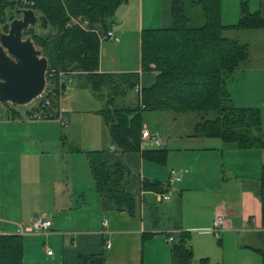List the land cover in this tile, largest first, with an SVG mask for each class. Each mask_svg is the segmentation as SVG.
Segmentation results:
<instances>
[{
  "label": "crops",
  "instance_id": "crops-1",
  "mask_svg": "<svg viewBox=\"0 0 264 264\" xmlns=\"http://www.w3.org/2000/svg\"><path fill=\"white\" fill-rule=\"evenodd\" d=\"M183 3L190 25L203 26L205 16L202 6L193 4L191 0H183ZM254 4L256 6L252 8H256L264 16V0H255ZM170 24V0H135L132 5L128 4L127 0L117 8L109 28L120 36L119 41H110L118 45L117 54L127 52L130 50L128 47L134 46L135 42L140 49V32L143 28H167ZM225 31L232 33L233 30ZM244 32L246 33L245 42L249 47V59L246 65L235 70L226 79V87L235 106L258 108L261 133L264 138V30ZM111 58L118 64L108 62L105 52L102 51L99 71L109 73L129 71L126 63L119 64L122 58L118 55H112ZM124 59L126 61V57ZM153 80L154 73L141 75L140 89L151 85ZM23 123H26L23 117L19 116L17 119L14 110L0 109V233L22 235L24 234L20 229L22 225L29 224L36 217L49 219L51 225L45 236L47 240L54 238L57 243L55 252L48 249L50 247L45 249L44 264H76L78 253H94L101 250L105 252V264H182L170 251L168 233L173 236L179 230L189 229L193 237L196 233H200L199 229L211 228L216 215H222L225 218L220 237L214 238V240L217 239L214 243L220 255L217 264H264L262 255L264 227L261 220V204L256 192L261 166L264 164V147L235 149L237 154L229 156L231 167L227 170L222 169L220 176L221 181H225L227 173L234 174L236 180L230 190L227 189L226 183L217 186L206 184L213 182V179L209 180L207 176L213 177L216 174V168L209 164L200 166L203 178L206 180L205 184L193 183L185 179L176 181H181L180 192L195 191L198 200L210 202L209 215L187 214L183 208L184 203H180L179 208L176 205L173 209L172 205L168 209L170 213L174 212L178 215V220L171 222L170 218L161 213L152 202V197H155L154 192L141 190V181L146 175L144 170L148 164H145L140 151L121 152L109 139V150H104V156L108 161H122L128 168L129 174L125 188L136 196L139 211L140 213L143 211V216L131 218L125 210L109 209L104 206L99 197V206L93 212L84 205L85 194L75 188V185L72 190L58 186L57 156L53 160L49 150L43 148L42 141L28 138L26 130L36 128L39 123H28V126ZM191 132L190 129L179 138L193 140L211 138L193 136ZM30 143L31 146H28ZM159 146L168 151L172 150L169 147L171 146L169 140L163 143L161 141ZM224 147L226 149V146ZM215 149L216 147H204L201 150L214 151ZM145 165H147L146 168ZM171 166L182 168L184 175L191 173L189 165L182 161H173ZM45 168L46 173L43 171ZM211 168L214 169V173H210ZM146 176L157 178V174ZM44 177L46 186L42 187ZM167 192L171 193L170 190ZM169 201L170 199L158 202ZM152 207L159 216L158 221L149 211ZM92 216L97 218V223ZM104 220L106 224H103ZM200 225L205 227H198ZM207 230H205L206 235H209L210 232ZM146 232L153 234L144 239L142 235ZM106 243L109 244V248H105ZM195 246L197 251L194 252L193 259L185 264H211L209 259L197 260L202 258L201 256L209 258L210 255L199 257L201 245L195 242ZM47 250L51 253L48 254ZM23 260L24 264L32 262L42 264L38 257L26 251L25 248Z\"/></svg>",
  "mask_w": 264,
  "mask_h": 264
},
{
  "label": "trees",
  "instance_id": "trees-1",
  "mask_svg": "<svg viewBox=\"0 0 264 264\" xmlns=\"http://www.w3.org/2000/svg\"><path fill=\"white\" fill-rule=\"evenodd\" d=\"M18 1L0 0V29L6 30L5 21L20 11L13 10ZM126 1L28 0L27 7L39 13L49 28L47 34L28 30L26 35L35 45L43 47L51 37L57 36V64L56 68L51 67L57 73L69 74L79 86L87 87L105 101L97 113L115 148L121 152L140 151L144 159L166 162V149L140 147L142 113L146 110L195 113L193 136L218 138L232 143L235 149L264 147L258 108L235 106L226 87V79L246 65L248 44L223 35L226 29L264 30V16L259 11H250L247 2L241 1L238 21L226 25L221 18V0H191L202 6L205 16L203 26L192 27L183 0H170V26L143 28L140 32V71L101 72L99 34L110 28L117 8ZM150 72L154 73V80L140 89V95L136 94L135 105H115L117 98L139 86L141 75ZM55 78L58 79L57 74ZM56 115L55 112L53 118ZM86 155L94 189L104 206L115 211L125 210L131 218L138 217L136 196L125 188L129 174L125 164L119 160L108 161L104 150H90ZM141 190L164 193L169 191V185L144 178ZM256 192L264 227V164ZM149 211L158 221L155 208ZM152 234L146 232L142 237ZM188 235L189 231L179 230L169 243L172 255L182 264L193 259ZM262 255L264 260V252ZM0 264H24L22 235L0 233ZM76 264H105V252L78 253Z\"/></svg>",
  "mask_w": 264,
  "mask_h": 264
},
{
  "label": "rangeland",
  "instance_id": "rangeland-1",
  "mask_svg": "<svg viewBox=\"0 0 264 264\" xmlns=\"http://www.w3.org/2000/svg\"><path fill=\"white\" fill-rule=\"evenodd\" d=\"M21 1L23 0H19L16 3V6L13 7V10L18 7V3ZM241 1L247 2L250 11H257L256 8H252L256 6V4H254L255 0H221V18L224 24H234L238 21V13L240 11ZM134 2L135 0H128V4L132 5L134 4ZM144 10L146 12L145 3ZM35 14L39 16V13L36 12ZM21 16V13H15V17ZM11 20H7V29L4 31L8 30L9 23ZM39 26L40 21L37 22V27L33 29L36 33L47 34L49 32L47 24L46 26ZM55 31L56 30L54 29V32ZM231 32L232 33L224 31L223 35L226 37H235L241 42L246 41V38L244 37L246 33L244 31L233 30ZM99 35V59L102 56V51H104L107 61L110 63H115V65H117L118 63L113 61L111 56L118 55L120 58H122V61H119V64L122 63L121 65H124L126 63V67L127 69H129L128 72L140 71V49L139 45L137 48L136 42L134 46L128 47L130 48V50H128L127 52L117 54L116 47L118 45L112 43L106 37L103 38V36L105 35L104 33H100ZM56 40L58 43L57 36L51 37L43 47H40V45L38 44H34L35 48L40 49L41 54L47 58L48 68H51L52 65L56 68V52L58 48L57 44L55 45ZM124 57H126V61ZM58 76L61 77L62 86L64 87L61 88L63 89L64 93L62 94L60 99L58 97L60 92L51 97L50 101H52V103L50 104V108L53 109L55 112H57L58 110L61 111L63 117H65L66 125H64L61 118L59 117H55L52 119H32L31 114H33L38 107V99L32 100L30 103L25 105H16L10 102L4 104L0 103V109H3L4 111L6 109L14 110L17 119L19 116L23 117L24 121L26 122L23 123L24 125L28 126V123L32 122L39 123V126H37L36 128L33 127L26 130L28 138L38 139V141H42L43 148L49 150L53 160H55V156H57L58 186L62 189L64 187H67L68 189L72 190L73 186L75 185V188L79 189V191H83L85 194L84 205L89 207L90 210L94 212V209L99 206V196L94 189L92 174L89 168L86 153L90 150H109L108 140L110 138L108 129L103 123L100 115H98L97 113V110L105 106V101L102 98L100 99L94 96L91 90L87 87L79 86L69 74H59ZM50 84L51 82L48 81L45 76V87H49ZM49 91L50 90H47V92ZM136 102V93L133 90H128L127 94L124 97H119L116 99L115 105H120L123 103L125 105H135ZM196 117L197 115L195 113L184 114L174 113L171 111L146 110L142 113V126L148 127L151 133L155 134L157 138L162 141V143L165 140H169L171 142V146L169 147H171L172 150L170 148L169 151L166 149L167 155L165 160L166 162L164 164L143 158L145 164H148V166L145 165V168L146 166L147 168L144 170V173L150 176L157 174V178H151L146 175L143 177L150 180L157 179L163 181L164 184L169 185V190L171 191L170 201L158 202L156 201L155 197H152V202L157 206L158 210L161 213L170 218L171 222L177 221L178 215L174 212L170 213L168 209L172 205L173 209H175L176 205L177 208H179L180 203H184L183 208L187 214L204 213L209 215V201L206 200L203 202L198 200L195 191H191L189 193L180 192L182 189L180 187L181 181L184 179L185 181L190 180L191 182L198 184L206 183L205 178H203L204 175L200 169L201 165L209 164L213 165V168H216V174L213 175V177L210 175L207 176L209 180L213 179V182L211 184L210 182L206 183L207 185L217 186L224 185L223 183H226L227 189L230 190L231 185L236 180L234 179V174L227 173L228 175L225 181H221L220 176V172L222 171V169L227 170L229 167H231V160L229 156L231 154H237L235 153L236 151L235 148L232 146V143L224 144L223 141H220V139L215 138H202L201 140H193L185 137L179 138V136L185 135L188 131H190L192 124L196 120ZM34 134L36 136L32 137L31 135ZM63 140L64 144H62ZM140 140L141 149H159L156 147H160L153 142L152 138L148 139L147 141L141 139L140 137ZM28 146H31V143L28 144ZM224 146H226V149ZM68 147H74L73 149L78 148L80 149V151H69ZM204 147H216V149L214 151L201 150ZM221 149L225 150L223 151ZM66 151H68L69 153H67ZM173 161H182L185 164L189 165V171H191V173L184 175L182 168H179L178 166H171ZM213 168H211L210 173H214ZM171 170H176L177 174L180 176V182L170 180ZM43 171L44 173H46V168ZM45 186L46 181L44 177L42 187ZM139 210L140 208L138 205L136 215L141 218L143 216V211H141L140 213ZM92 218H94L97 223V218H95V216H92ZM166 220H163V222H167ZM147 222L149 221L147 220ZM198 227L205 226L200 225ZM207 229H199L200 233L198 232V234L195 232L196 235H194L193 237L189 233L188 243L192 247L193 255L194 252L197 251L195 250V242H197L201 245L199 257L201 255L208 254L210 255L209 258L208 256L201 257H207V259L205 260L209 259L211 264H217V262L219 261L218 258L220 256L216 250L217 247L214 243V241H217V239L214 240L216 236L210 232V228L208 230ZM184 230L189 231V229ZM205 230L210 232L208 233L209 235H206L207 233L205 232ZM35 234L36 233L22 234L24 245L23 254L25 248L26 251H30L32 255L38 257L40 259V262L44 264L45 257L43 254H45V249L50 247L48 249H50L52 252H55V245L57 242L54 238H49L47 240L45 233H40L42 235ZM200 259L201 258H198L197 260L200 261ZM31 264L39 263L32 262Z\"/></svg>",
  "mask_w": 264,
  "mask_h": 264
},
{
  "label": "water",
  "instance_id": "water-1",
  "mask_svg": "<svg viewBox=\"0 0 264 264\" xmlns=\"http://www.w3.org/2000/svg\"><path fill=\"white\" fill-rule=\"evenodd\" d=\"M20 12V11H19ZM17 12V13H19ZM7 31L0 29V103L25 105L38 97L45 87L48 60L35 48L29 28L45 26L32 8L21 10Z\"/></svg>",
  "mask_w": 264,
  "mask_h": 264
},
{
  "label": "built area",
  "instance_id": "built-area-1",
  "mask_svg": "<svg viewBox=\"0 0 264 264\" xmlns=\"http://www.w3.org/2000/svg\"><path fill=\"white\" fill-rule=\"evenodd\" d=\"M28 1H21L18 3V9H25L28 7ZM25 5V6H24ZM24 6V7H23ZM7 23V21H6ZM103 36V38H108L109 40H112L114 42L119 41V36L115 34L112 30H107ZM100 36V35H99ZM59 74H63V72H56L55 68H48L45 72L46 79L51 82L49 87H44L43 92L36 97L34 100L38 99V107L36 111L31 114L32 119H40V118H46V119H52L55 111L50 108V104L52 101H50L51 97L53 95H56L58 92L59 99L61 98L62 94L64 93L62 86V81L61 77L58 76V79L56 80L55 76ZM58 82V83H57ZM62 87V88H61ZM47 90H50L47 92ZM136 94L140 93V87L137 86L133 90ZM140 95V94H139ZM57 115L55 117L61 118L62 122L65 123V117H63L62 113L60 110H58ZM152 138L153 142L156 145H160V140L157 138V136L153 133L150 132V130L147 129L146 126H142L141 129V139L147 140ZM113 149V147H112ZM170 180L171 181H178L180 180V176L177 174L176 170H171L170 171ZM155 194V199L157 201H168L170 199V193L164 192V193H154ZM225 223V218L222 215H216L213 219V226L210 228V232L214 234L216 237L220 236V232L222 227L224 226ZM103 224H106V220L103 221ZM51 222L47 218L43 217H36L33 219L29 224L22 225L21 226V232L22 233H47L49 231ZM168 243H170L173 240V236H168L167 237ZM105 248H109V244H105ZM47 253L50 254L51 251L47 250Z\"/></svg>",
  "mask_w": 264,
  "mask_h": 264
},
{
  "label": "flooded vegetation",
  "instance_id": "flooded-vegetation-1",
  "mask_svg": "<svg viewBox=\"0 0 264 264\" xmlns=\"http://www.w3.org/2000/svg\"><path fill=\"white\" fill-rule=\"evenodd\" d=\"M17 9H18V8H17ZM25 9H27V8H25ZM21 10H23V9H20V12H21ZM20 12H19V13H20ZM36 27H37V24H36V26H34L33 28H29L28 30H30V29L33 30V29L36 28ZM27 32H28V31H27ZM25 35H26V34H25Z\"/></svg>",
  "mask_w": 264,
  "mask_h": 264
}]
</instances>
